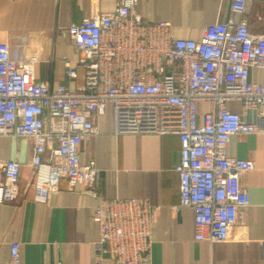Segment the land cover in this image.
Returning <instances> with one entry per match:
<instances>
[{
    "label": "built area",
    "instance_id": "obj_1",
    "mask_svg": "<svg viewBox=\"0 0 264 264\" xmlns=\"http://www.w3.org/2000/svg\"><path fill=\"white\" fill-rule=\"evenodd\" d=\"M247 1L230 0L231 11L244 13ZM137 2L117 0L111 12L71 28L78 58L64 65L68 80L82 72L74 88L36 79L33 60L13 58L0 44V135L31 138V187L45 201L62 177L98 196L99 168L81 163L79 145L100 132L96 120L108 104L115 134L176 133L179 205L194 211L196 240H226L250 204L240 175L254 165L229 155L228 142L264 132V84L250 77L251 68L264 67V38L246 18L231 17L206 25L199 39L175 37L169 20H145ZM20 169L19 160L0 158V202L18 195ZM157 210L142 197L103 198L92 212L99 226L94 264L104 256L112 264H151ZM19 250L13 240L7 264H20Z\"/></svg>",
    "mask_w": 264,
    "mask_h": 264
},
{
    "label": "crops",
    "instance_id": "obj_2",
    "mask_svg": "<svg viewBox=\"0 0 264 264\" xmlns=\"http://www.w3.org/2000/svg\"><path fill=\"white\" fill-rule=\"evenodd\" d=\"M117 0H0V44L13 58L33 60L35 77L52 87L74 88L82 80L65 78V61L77 54L71 28L97 12H111ZM136 11L147 21L169 20L175 37L199 39L206 25L231 17L246 18L251 33L264 38V0H248L234 13L230 0H138ZM251 79L264 84V67H253ZM230 108L239 109L237 102ZM208 109L207 102L201 110ZM251 113H247L251 118ZM100 132L79 145L81 163L99 168L98 196L66 178L45 201L31 187L32 140L0 135V158L21 163L18 195L0 202V264H7L10 245L20 242V264H94L99 226L93 208L103 198L142 197L158 206L152 224L151 264H264V132L234 134L229 155L247 158L253 167L241 173L250 204L229 230L226 240L195 239L194 211L179 205L178 134L113 132L108 104L96 120ZM103 264H112L108 256Z\"/></svg>",
    "mask_w": 264,
    "mask_h": 264
}]
</instances>
